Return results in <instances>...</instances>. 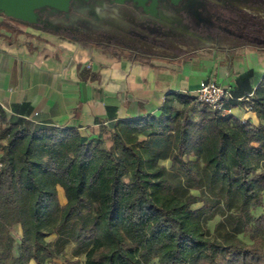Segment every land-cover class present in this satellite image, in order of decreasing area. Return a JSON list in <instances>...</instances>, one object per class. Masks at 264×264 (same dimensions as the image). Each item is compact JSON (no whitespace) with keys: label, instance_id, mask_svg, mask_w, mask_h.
<instances>
[{"label":"trees","instance_id":"trees-1","mask_svg":"<svg viewBox=\"0 0 264 264\" xmlns=\"http://www.w3.org/2000/svg\"><path fill=\"white\" fill-rule=\"evenodd\" d=\"M248 103L264 117V80ZM161 108L116 123L107 147L73 129L0 130V264H264V126L179 92ZM206 215L250 242L210 236Z\"/></svg>","mask_w":264,"mask_h":264},{"label":"crops","instance_id":"crops-1","mask_svg":"<svg viewBox=\"0 0 264 264\" xmlns=\"http://www.w3.org/2000/svg\"><path fill=\"white\" fill-rule=\"evenodd\" d=\"M210 3L222 9L233 2ZM254 4L252 19L212 16L215 26L181 39L166 33L159 12L116 6L108 29H92V38L52 27L51 12L35 23L0 13V130L73 129L107 147L116 123L157 117L167 94L194 97L205 79L231 91V117L264 126L248 103L264 80V0Z\"/></svg>","mask_w":264,"mask_h":264},{"label":"rangeland","instance_id":"rangeland-1","mask_svg":"<svg viewBox=\"0 0 264 264\" xmlns=\"http://www.w3.org/2000/svg\"><path fill=\"white\" fill-rule=\"evenodd\" d=\"M228 1V0H227ZM233 3L225 5L222 9L218 8V4L210 3V0H180L177 5H172L169 0H163L158 4V10L160 15L165 16V20H161L162 25L166 33L176 38H183L186 33L196 31H204L206 27L215 26L216 22L212 20V16L215 17H232L237 16L239 18L252 19L253 16H258L254 1L257 0H230ZM69 11L67 13H53V20L56 24L52 27L64 30L66 33L71 34L79 38H92V29L103 28L108 29V18L113 17L112 11L114 7H121L124 10L127 8L130 10L135 9L131 4H116L108 0H88L86 2H71ZM228 4V3H226ZM228 7V8H227ZM43 13H49V10L42 11ZM40 14V13H39ZM38 14V15H39ZM218 17V18H219ZM220 19H218L219 21ZM172 40V39H170ZM171 44V43H170ZM172 45V44H171ZM164 166L169 167V162H163ZM62 191L59 189V202H64L62 198ZM198 196L197 192H192ZM263 206L255 209L252 212L254 218L261 214H264V192L262 193ZM200 204L192 206L193 209L198 208ZM203 227L209 232L210 236H213L214 231L227 232L230 235L237 236L245 242L249 243V238L246 234L239 229L231 226L230 223L220 222L218 217L206 215L202 217ZM15 235V247L17 246L18 230ZM66 256L73 258V251H71L72 245L66 247ZM81 262V257L79 258ZM62 260H54L52 264H62Z\"/></svg>","mask_w":264,"mask_h":264},{"label":"water","instance_id":"water-1","mask_svg":"<svg viewBox=\"0 0 264 264\" xmlns=\"http://www.w3.org/2000/svg\"><path fill=\"white\" fill-rule=\"evenodd\" d=\"M88 0H0V13L23 22L35 23L38 14L49 10L53 13H67L71 2ZM116 4H131L136 10L152 16H158V4L163 0H108ZM180 0H169L177 5Z\"/></svg>","mask_w":264,"mask_h":264},{"label":"built area","instance_id":"built-area-1","mask_svg":"<svg viewBox=\"0 0 264 264\" xmlns=\"http://www.w3.org/2000/svg\"><path fill=\"white\" fill-rule=\"evenodd\" d=\"M195 98L199 102L209 106L220 116H228L230 113V109L225 107V102L232 99L231 91L211 80L205 79L199 82L195 92Z\"/></svg>","mask_w":264,"mask_h":264},{"label":"flooded vegetation","instance_id":"flooded-vegetation-1","mask_svg":"<svg viewBox=\"0 0 264 264\" xmlns=\"http://www.w3.org/2000/svg\"><path fill=\"white\" fill-rule=\"evenodd\" d=\"M158 12H160V11L158 10Z\"/></svg>","mask_w":264,"mask_h":264}]
</instances>
